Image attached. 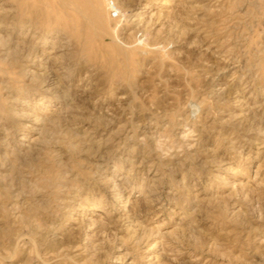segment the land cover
Listing matches in <instances>:
<instances>
[{"label":"rangeland","instance_id":"rangeland-1","mask_svg":"<svg viewBox=\"0 0 264 264\" xmlns=\"http://www.w3.org/2000/svg\"><path fill=\"white\" fill-rule=\"evenodd\" d=\"M65 1L0 0V264H264V0Z\"/></svg>","mask_w":264,"mask_h":264},{"label":"bare ground","instance_id":"bare-ground-1","mask_svg":"<svg viewBox=\"0 0 264 264\" xmlns=\"http://www.w3.org/2000/svg\"><path fill=\"white\" fill-rule=\"evenodd\" d=\"M36 1V0H35ZM63 1H65V0H63ZM99 1V0H98ZM44 2H46L47 3V1H44ZM65 2H67V0L65 1ZM71 5H74L75 6V10L77 11V15H81V16H87V15H90V16H92L95 20H98L99 18H101L102 17V12H101V10L98 8V6L96 5V1L94 2V0H70V2H69ZM98 3V2H97ZM48 4V3H47ZM52 4V3H51ZM69 4V5H70ZM44 5H46L45 3H44ZM66 5H68V4H66ZM53 5H50V7H52ZM49 7V6H48ZM57 8V7H56ZM48 9H50V8H48ZM52 9H50V11H51ZM57 10L58 9H56V13H57V15L59 14V16L60 15H62L60 12H57ZM53 11V10H52ZM52 11H51V13H52ZM64 11V10H63ZM65 12V11H64ZM64 12H62V13H64ZM38 13V12H37ZM66 13V12H65ZM42 14V13H41ZM77 15L75 16V18L76 19H78V20H80V16H79V18H77ZM59 16H58V18H59ZM49 17V16H48ZM51 17V16H50ZM49 17V18H50ZM49 18H48V20H49ZM60 18H62L61 16H60ZM59 18V19H60ZM65 18V17H64ZM71 18V17H70ZM91 18V17H90ZM73 19V18H72ZM74 20V25H76V23H77V20ZM47 20V19H46ZM52 20V19H51ZM87 20V19H86ZM69 21V20H68ZM60 22V21H59ZM62 22H63V20H62ZM79 22V21H78ZM93 22H94V20H93ZM52 24V23H51ZM93 25H94V23H92ZM66 26H68V24L66 23L65 24ZM81 25V24H80ZM90 25V24H89ZM92 41V40H91Z\"/></svg>","mask_w":264,"mask_h":264}]
</instances>
